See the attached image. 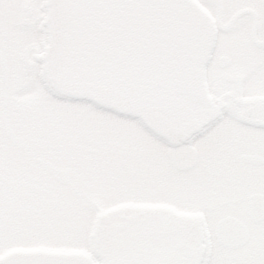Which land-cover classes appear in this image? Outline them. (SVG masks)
Wrapping results in <instances>:
<instances>
[{
	"label": "rangeland",
	"instance_id": "obj_1",
	"mask_svg": "<svg viewBox=\"0 0 264 264\" xmlns=\"http://www.w3.org/2000/svg\"><path fill=\"white\" fill-rule=\"evenodd\" d=\"M256 19L264 28V18ZM15 21L10 18L9 29L16 26ZM243 27L250 31L251 21ZM42 29L41 51L46 39ZM11 30L5 36L12 76L9 123L38 156L71 172L72 187L58 184L34 159L11 147L0 108V231L6 234L0 255L18 247L89 253L94 227L85 231L78 202L82 194L91 192L101 202L102 211L156 206L167 212L202 213L210 264H264V223L257 225L249 219L246 202L218 208L264 193V166H246L238 159L245 153L264 156V131H246L226 117L198 139L176 146L161 144L135 120L42 93L41 78H35L37 67L31 66L32 51L25 54L30 57L27 66L20 61L22 51L17 50L18 28L14 35ZM4 41L2 35L0 48ZM29 41L18 43L26 50L33 45ZM236 52L259 74L264 90V51L258 54L240 44ZM228 124L241 136L224 130ZM233 137L241 143H232ZM226 216L241 219L250 231L249 244L237 252L222 248L214 236L217 222Z\"/></svg>",
	"mask_w": 264,
	"mask_h": 264
},
{
	"label": "water",
	"instance_id": "obj_2",
	"mask_svg": "<svg viewBox=\"0 0 264 264\" xmlns=\"http://www.w3.org/2000/svg\"><path fill=\"white\" fill-rule=\"evenodd\" d=\"M49 5V52L55 50L57 55L46 70L60 91L104 108L138 113L147 122L155 116L167 131L179 132L180 125L190 123L189 118L176 123L168 116L180 113L182 96L201 95L200 68L208 58L213 35L210 21L197 5L191 0H50ZM0 61L5 104L8 70L1 54ZM249 115L252 124L264 127V104ZM7 135L19 148L29 149L8 126ZM242 160L264 163L256 156ZM38 162L57 181L69 184L67 173L42 158ZM249 214L256 222L264 220V196L251 198ZM139 227L141 232L135 230L133 238H115L120 229L115 226L99 234L103 236L97 239L103 264H199L198 222L152 213ZM146 229L148 238H139L147 235ZM191 233L198 238H189ZM174 236L178 238L168 239L175 246L154 259L148 244ZM216 236L229 249L245 245L249 238L247 229L231 219L219 224ZM15 259L29 264H92L80 254L44 250H16L0 257V264H12Z\"/></svg>",
	"mask_w": 264,
	"mask_h": 264
},
{
	"label": "flooded vegetation",
	"instance_id": "obj_3",
	"mask_svg": "<svg viewBox=\"0 0 264 264\" xmlns=\"http://www.w3.org/2000/svg\"><path fill=\"white\" fill-rule=\"evenodd\" d=\"M197 1L218 25L215 47L207 70V81L212 100L220 110L219 117L224 110H228L230 114L226 117H229V120L232 119L246 131L255 133L259 129L246 123V112L256 104L264 102V90L260 89L262 81L257 77L259 74L252 70L251 64L239 59L236 50L243 44L258 54L264 51V28L256 19L257 16L264 18V0H217L216 7L211 6L213 0ZM45 15V0H0V28H5V31L0 29V38L3 35L5 40L9 30L16 32L19 28L22 34L18 36V40L26 39L37 43ZM10 18L16 19V26L11 29ZM37 21L40 22L39 27L36 25ZM247 21L252 24L250 31H245L243 27ZM223 56L229 58V64L221 68L220 58ZM218 125L221 123L212 124L213 127ZM224 130L235 137L241 136V132L231 124L225 125ZM236 132H239V135L236 136ZM230 140L235 144L241 143L238 138L233 137ZM127 231L130 232L131 229Z\"/></svg>",
	"mask_w": 264,
	"mask_h": 264
},
{
	"label": "snow or ice",
	"instance_id": "obj_4",
	"mask_svg": "<svg viewBox=\"0 0 264 264\" xmlns=\"http://www.w3.org/2000/svg\"><path fill=\"white\" fill-rule=\"evenodd\" d=\"M211 6L216 7L218 6L217 0H213ZM36 25L39 27L40 22L37 21ZM44 32L45 36L47 37V34L50 32V29H48L46 26L42 29ZM48 40L47 38L42 42V46L45 48L47 47ZM57 53L55 50L52 52H48L45 56L39 67L41 69H45L48 64L51 63V61L55 58ZM63 100L67 101L68 103L71 104H93L96 107H100L99 105H96L94 101H91L88 98L81 97V96H75V95H66L62 97ZM106 111H112L115 115L120 116L124 119L128 120H135L137 123L141 124L142 126L144 125V121L141 119L139 115H132L130 113L126 112H120L116 111L115 109H104ZM78 208L80 212L82 213L81 215V221L84 226L85 231L95 228V231L98 234H102L108 227L111 225V218L108 217H99L97 218L96 214L100 211L101 208V202L94 198V194L91 192H87L81 195L80 200L78 202ZM6 237V234L2 231H0V242H4ZM12 264H29L28 261L24 259H15ZM35 264V262H33Z\"/></svg>",
	"mask_w": 264,
	"mask_h": 264
}]
</instances>
